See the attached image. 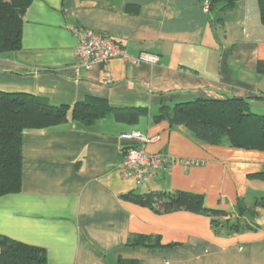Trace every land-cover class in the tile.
I'll return each instance as SVG.
<instances>
[{"label":"crops","instance_id":"0c3cea01","mask_svg":"<svg viewBox=\"0 0 264 264\" xmlns=\"http://www.w3.org/2000/svg\"><path fill=\"white\" fill-rule=\"evenodd\" d=\"M208 1H32L21 48L0 53V91L55 105L102 98L113 106H147L148 114L25 130L21 188L0 196V236L43 249L47 264H264V207L254 206L264 197V151L205 144L184 126L154 120L163 105L233 96L264 114L259 0H237L226 11L217 5L210 13ZM69 26L111 36L131 57L148 53L159 61L136 66L117 57L86 69ZM105 76L113 83L104 84ZM133 131L152 140L147 152L164 153L169 163L140 183L118 169ZM164 190L203 194L206 206L229 213L220 221L239 228H215L210 216L187 209L159 213L125 197ZM133 235L148 243L128 245Z\"/></svg>","mask_w":264,"mask_h":264},{"label":"trees","instance_id":"16d2710c","mask_svg":"<svg viewBox=\"0 0 264 264\" xmlns=\"http://www.w3.org/2000/svg\"><path fill=\"white\" fill-rule=\"evenodd\" d=\"M33 0H0V53L15 51L22 45V26L25 13ZM208 13L217 5L221 11L233 9L237 0H210ZM261 19L264 23V0H259ZM221 21V19L217 20ZM258 69L264 72V61ZM113 114L123 121H134L148 114V107L113 106L108 100L91 98L74 105H55L44 98L27 93L0 91V196L14 193L21 188L22 134L27 129L46 128L70 120L91 125ZM168 119L174 126H184L196 139L205 144L219 145L224 142L231 147L264 151V114L252 111L247 98H198L176 103L173 107L163 105L154 120ZM126 198L135 199L151 206L156 212L187 209L212 218L215 228L238 229L239 223L229 219V213L205 204V196L187 190L152 191L144 194L128 193ZM254 206L264 207V197ZM240 203L239 208L244 209ZM141 235H133L128 245L146 244ZM0 264H47L43 249L11 238L0 236ZM118 264H137L134 260L120 259Z\"/></svg>","mask_w":264,"mask_h":264},{"label":"built area","instance_id":"2783aa9c","mask_svg":"<svg viewBox=\"0 0 264 264\" xmlns=\"http://www.w3.org/2000/svg\"><path fill=\"white\" fill-rule=\"evenodd\" d=\"M210 2L204 4V10L209 11ZM78 40L77 55L81 67L91 69L95 64L106 65L112 59L120 57L134 65L141 63L157 64L158 56L154 54H141L138 57H131L125 46L111 36L98 33L92 29H82L76 26H69ZM110 76L103 78V83H113ZM131 143L123 146L122 160L118 165L121 175L124 178L135 179L137 182L147 181L156 176L162 169L168 167V159L164 153H149L145 145L152 140L140 131H133L126 136ZM186 164H202L199 160H186Z\"/></svg>","mask_w":264,"mask_h":264}]
</instances>
